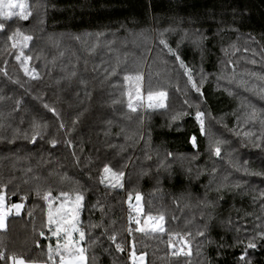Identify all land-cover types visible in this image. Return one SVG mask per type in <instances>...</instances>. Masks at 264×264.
Instances as JSON below:
<instances>
[{"label": "trees", "instance_id": "trees-1", "mask_svg": "<svg viewBox=\"0 0 264 264\" xmlns=\"http://www.w3.org/2000/svg\"><path fill=\"white\" fill-rule=\"evenodd\" d=\"M25 3L27 20L0 17V194L22 204L0 230V264L13 255L48 264L47 212L62 192L84 198L86 264H133L129 250L143 264H264V176L244 171L264 172V0ZM18 29L33 37L27 48L8 39ZM129 74L141 75L146 91H166L165 107L132 112L122 90ZM178 112L189 115L171 122ZM216 140L224 141L219 157ZM105 166L124 173L123 187L110 186ZM137 194L146 215L164 217V232L129 222L126 201ZM173 233L187 236L188 253H174Z\"/></svg>", "mask_w": 264, "mask_h": 264}, {"label": "snow or ice", "instance_id": "snow-or-ice-1", "mask_svg": "<svg viewBox=\"0 0 264 264\" xmlns=\"http://www.w3.org/2000/svg\"><path fill=\"white\" fill-rule=\"evenodd\" d=\"M15 9H19V12H16ZM31 15V12L28 9V5L25 3V0H0V17H4L6 19H10L13 16H19L21 20H27L29 16ZM4 28V24L0 23V30ZM8 39L13 41L12 47L17 46V41L19 40L21 49L28 47V42L33 39L31 35H25L19 31V29L14 32L11 36L8 37ZM160 43L164 45L165 48L168 49L169 54L175 55L173 49L169 47L167 42L163 39H161ZM23 55V52L21 51V55H17L16 59L18 61H21V64L24 65L27 63L29 57H24L23 60H21V56ZM176 60L180 62L181 67L185 68V75L188 77V82L191 84V87L193 90H195L197 93H199L200 96H203V92H201L200 87L201 85H198L191 75L190 70L186 68L183 61L181 60L179 55H176ZM33 73L35 70H32ZM25 75L29 74V69L27 67L24 68ZM7 74L6 72L4 73ZM111 74H116V70L113 69ZM33 78H36V75L33 76ZM125 81H129L134 83L135 85V95L133 96L131 90L128 93V102L127 106L132 112H137L138 109L143 107V97L141 96L140 92V81L141 76L136 75L135 77L132 76H125ZM203 81H201V84ZM240 84L242 86H245L247 84L246 81L241 80ZM260 95L264 96V89L260 90ZM154 97L159 98V102L157 104H153L152 101ZM166 98L165 92H159V93H152L151 91L148 92L147 99L149 101L147 108L148 109H154L156 107L164 108L165 105L163 103L164 99ZM133 100L136 101V103H133ZM116 101H114L115 103ZM185 103H188L186 100ZM46 108H48V105H45ZM191 107V105H189ZM55 114L54 109H50ZM189 115L187 112H178L174 114L171 117V122H175L179 119H181L183 116ZM257 113L256 110L253 108L252 112L249 114L248 119H255ZM195 120L197 124L200 127V133L201 135H206V128H205V113L200 111L199 105H196V112H195ZM264 123V121H262ZM171 126V124H170ZM61 128L64 127L63 124L60 125ZM40 126L38 124L33 125V135L31 137V141L35 143L38 136H41V132L39 131ZM245 135H250L249 133H245ZM27 138V137H26ZM142 138V137H141ZM190 142L192 143L193 147L197 146V137L193 135L190 137ZM50 143L55 145L56 141L52 140ZM224 143L222 140H216L214 146L210 145L212 147V150L214 151V154L219 157L221 155V144ZM257 147H260L261 145L257 144ZM172 154L169 153V156ZM239 170V168L237 169ZM244 171L248 175L253 176H264V172H250L247 167L244 168ZM104 173H110L111 174V182L110 186L112 188L116 187H123V184L121 183V179L124 175V173L121 172H112V169L105 166ZM100 182H105V177L101 176ZM211 183V182H210ZM235 187H239V184L234 185ZM225 185L218 186L215 191L220 192ZM37 195H40L39 190L37 191ZM63 197V200L60 202L59 207L51 206L48 209L47 212V225H48V232L51 233L53 237L56 238L57 243L55 248L53 249L51 245H49L48 250V264H85V249L81 246V242L85 240L86 233L78 227L79 223V211L81 208V202L84 199L81 194H76L75 199L73 200L71 196L66 193L62 192L60 194ZM262 196H264V193H261ZM50 192H46L43 194V199L47 202L50 200ZM5 197L3 195H0V229H4L5 224V217L8 213L15 211L17 214H19L20 209L22 205L20 204H12L11 206H8L5 204ZM140 197L137 196V200H139ZM211 206V205H208ZM141 209L138 207L137 212L139 213ZM31 216L32 214L29 213ZM164 217H153L149 215L144 220V226L141 227L140 221L137 220V228L136 231L142 232L147 234L146 229L151 228L152 231H159L164 232V227L159 223L160 221H163ZM132 217L129 216V222L131 223ZM208 228V225H205V231L204 232H198V235L205 236L206 230ZM75 234L79 235V240L76 239ZM41 236H44L45 233L43 231L40 232ZM190 235V234H188ZM260 239H264V232L259 234ZM113 241L115 240V236L110 237ZM175 240L176 242H187V236L180 235L178 233H173L169 235V242L170 246L171 242ZM256 237H253L251 240H249L247 244V248L245 249V255H242L240 259L243 261L246 259L247 249L248 248H255L257 245L255 243ZM60 241H63V243H60ZM211 242V241H209ZM118 250H122L120 245H117ZM190 254V253H189ZM4 252L0 251V260L4 259ZM8 261H10V264H27L24 258L22 257H16V256H9L7 257ZM132 259L133 264H137L136 261V255L133 251L132 253ZM143 260V256L140 257V261Z\"/></svg>", "mask_w": 264, "mask_h": 264}, {"label": "rangeland", "instance_id": "rangeland-1", "mask_svg": "<svg viewBox=\"0 0 264 264\" xmlns=\"http://www.w3.org/2000/svg\"><path fill=\"white\" fill-rule=\"evenodd\" d=\"M15 10H17V11H19V9H15ZM125 76H132V77H135L136 75H124V76H122V78H123V87H122V90H123V94L126 96V98H127V101H128V93H129V91L131 90V92H132V94H133V96L135 95V85H134V83H132V82H129V81H125V79H124V77ZM139 76H141V75H139ZM141 81H140V85H141V87H140V92H141V96L143 97V107L142 108H140V109H138V111H148V110H150V109H148L147 108V105H148V103H149V101H148V99H147V96H148V92L149 91H146L145 90V84H144V81H143V77L141 76ZM152 93H159V92H165L166 93V91H163L162 89H155V90H150ZM166 99H167V93H166V98L164 99V101H163V103H164V105H166ZM159 102V98L158 97H154V99H153V101H152V103L153 104H157ZM133 103H136V101L135 100H133ZM154 109H159V107H156V108H154ZM151 110H153V109H151ZM0 195H2V194H0ZM74 196H76V195H74ZM137 196H139L140 197V199L139 200H137ZM75 199V197L73 198V200ZM54 200H57V199H55L54 198ZM63 200V197L61 196V198H60V200H58V204L55 206V207H59V204H60V202ZM53 201V200H52ZM127 203V207H126V212L128 213V220H129V216L131 215V217H132V220L134 221V222H136L137 220H139L140 221V225L139 226H141V227H143L144 226V220L149 216V215H146L145 213H144V209H143V206H142V197H141V195L140 194H137V195H135V197H134V200H130V199H128L127 201H126ZM6 204V203H5ZM52 204V202L50 203V205ZM11 206V205H10ZM131 206H134L135 207V209L133 210V211H130L129 209H128V207H131ZM140 208L141 209V211L138 213L137 212V208ZM15 214H17L15 211H12V212H10V213H8L7 215H6V217H5V221H4V224H5V222H6V218L9 216V215H15ZM82 214H83V200H82V202H81V208H80V211H79V217H78V219H79V223H78V227H80V229L82 230V231H84L83 230V218H82ZM153 217H160V216H153ZM162 226H163V221H160L159 222ZM1 230V229H0ZM146 230H152L151 228H148V229H146ZM75 236H76V239L77 240H79V235L78 234H75ZM48 241H49V244L52 246V248L54 249L55 248V246H56V243H57V240H56V238L55 237H53L52 235H51V233L50 232H48ZM60 243H63V241H60ZM173 250H174V253L176 254V255H182L184 252L185 253H188V249H187V245L185 244V242H177L173 247ZM127 254L129 255V260H132L133 261V259H132V253H131V251L129 250V252H127ZM140 257H141V255H136V261H137V264H143V260L142 261H140ZM85 264H86V261H85Z\"/></svg>", "mask_w": 264, "mask_h": 264}, {"label": "crops", "instance_id": "crops-1", "mask_svg": "<svg viewBox=\"0 0 264 264\" xmlns=\"http://www.w3.org/2000/svg\"><path fill=\"white\" fill-rule=\"evenodd\" d=\"M20 205H22V204H20ZM21 210H22V207H21V209H20V212H21ZM20 212H19V213H20ZM85 261H86V260H85ZM27 264H44V263H28V262H27Z\"/></svg>", "mask_w": 264, "mask_h": 264}, {"label": "built area", "instance_id": "built-area-1", "mask_svg": "<svg viewBox=\"0 0 264 264\" xmlns=\"http://www.w3.org/2000/svg\"><path fill=\"white\" fill-rule=\"evenodd\" d=\"M128 209H129L130 211H133V210L135 209V207H134V206H131V207H128Z\"/></svg>", "mask_w": 264, "mask_h": 264}]
</instances>
